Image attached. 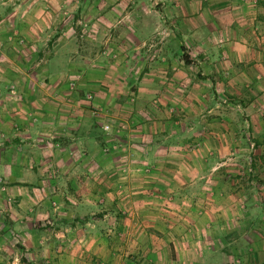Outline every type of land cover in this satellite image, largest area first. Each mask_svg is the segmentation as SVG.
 Returning <instances> with one entry per match:
<instances>
[{"label": "crops", "instance_id": "0c3cea01", "mask_svg": "<svg viewBox=\"0 0 264 264\" xmlns=\"http://www.w3.org/2000/svg\"><path fill=\"white\" fill-rule=\"evenodd\" d=\"M261 1L0 0V264H264Z\"/></svg>", "mask_w": 264, "mask_h": 264}, {"label": "rangeland", "instance_id": "374dc122", "mask_svg": "<svg viewBox=\"0 0 264 264\" xmlns=\"http://www.w3.org/2000/svg\"><path fill=\"white\" fill-rule=\"evenodd\" d=\"M88 96H89V97H88ZM90 97H91L90 94H88V95L86 96V98H90ZM227 100H229V101L232 103V108H233V106H235V105L238 104L237 100L234 101V100H235L234 97H232V100H230V99H225V102H227ZM234 109H235V108H234Z\"/></svg>", "mask_w": 264, "mask_h": 264}, {"label": "built area", "instance_id": "2783aa9c", "mask_svg": "<svg viewBox=\"0 0 264 264\" xmlns=\"http://www.w3.org/2000/svg\"><path fill=\"white\" fill-rule=\"evenodd\" d=\"M89 97V96H88ZM120 126H122V125H119V127ZM109 124L108 123H104L103 125H102V129L104 130V131H109L110 129H109Z\"/></svg>", "mask_w": 264, "mask_h": 264}, {"label": "trees", "instance_id": "16d2710c", "mask_svg": "<svg viewBox=\"0 0 264 264\" xmlns=\"http://www.w3.org/2000/svg\"><path fill=\"white\" fill-rule=\"evenodd\" d=\"M261 3L264 5V0H262ZM20 261L25 262V259L20 257Z\"/></svg>", "mask_w": 264, "mask_h": 264}]
</instances>
